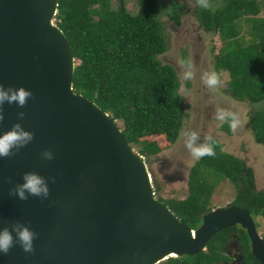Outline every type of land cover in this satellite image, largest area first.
<instances>
[{"label": "water", "instance_id": "water-1", "mask_svg": "<svg viewBox=\"0 0 264 264\" xmlns=\"http://www.w3.org/2000/svg\"><path fill=\"white\" fill-rule=\"evenodd\" d=\"M57 5L0 0V84L23 86L34 97L24 108L3 105L0 133L19 122L34 139L16 155L0 157V227L20 221L38 234L32 253L17 243L0 252V264H155L170 254L199 253L215 233L236 224L264 264V240L245 208L211 209L193 230L154 197L143 156L107 112L73 90L76 62L53 22ZM44 149L53 160L41 159ZM27 171L46 178L48 198L9 196Z\"/></svg>", "mask_w": 264, "mask_h": 264}, {"label": "trees", "instance_id": "trees-1", "mask_svg": "<svg viewBox=\"0 0 264 264\" xmlns=\"http://www.w3.org/2000/svg\"><path fill=\"white\" fill-rule=\"evenodd\" d=\"M118 1V8L113 9L110 0H58L55 23L69 40L75 57L73 90L95 102L112 119L124 121L123 135L132 147L141 143L137 151L147 161L160 151V146L154 141H141L142 138L159 135L172 144L179 137L184 114L177 93L179 81L173 66L158 59L167 49L159 17L160 1L138 0L135 14L125 8L124 0ZM170 6L171 17L178 23L182 5L172 2ZM262 11L264 0H223L208 9L197 4L195 7L201 28L223 40L213 60L217 70L228 73L225 91L253 106L249 126L255 140L264 146ZM222 128L231 132L226 122ZM213 139L215 156L196 160L189 170L188 194L182 199L157 195L156 199L196 229L201 214L211 210L215 185L228 179L236 187L233 204L245 208L258 225L257 217L264 216V190L256 191L252 169L238 157L222 153V143ZM240 231L239 241L251 256L249 237L245 230ZM228 239L229 229L221 230L199 253L168 257L164 264H214L226 258L223 251Z\"/></svg>", "mask_w": 264, "mask_h": 264}, {"label": "rangeland", "instance_id": "rangeland-1", "mask_svg": "<svg viewBox=\"0 0 264 264\" xmlns=\"http://www.w3.org/2000/svg\"><path fill=\"white\" fill-rule=\"evenodd\" d=\"M125 8L135 14L139 8L138 0H124ZM159 17L163 23V33L167 49L158 55L162 63L173 66L179 81L177 93L183 106V122L178 139L169 144L162 136H148L141 139L154 141L160 146L157 154L147 159V168L151 176L155 197L163 199H182L188 194L187 180L191 166L196 159L192 158L185 148L182 133L187 130H195L200 134L201 142L206 135H211L222 143V153L232 154L241 159L244 164L252 169L254 176V189L264 190V146L257 142L249 126V113L253 106L246 101L238 100L225 91V83L228 73L217 70L214 66V53L218 52L223 42L216 33L206 32L199 25L195 16L196 0H159ZM178 2L182 5V11L176 23L171 17V3ZM223 0L212 1L211 7L219 5ZM113 9L118 8V0H110ZM264 16V12L260 13ZM56 19H53L55 23ZM244 41H247L246 25L242 24ZM189 61L194 66L195 78L185 80L177 65V60ZM215 71L221 80V86L216 89H208L200 79L203 71ZM256 106V105H255ZM225 107L239 115L240 124L235 131L228 133L222 128L225 122L215 118V109ZM122 130L126 124L121 119L115 120ZM227 123V122H226ZM229 125V124H228ZM141 143L133 146V149L141 148ZM236 187L228 179L217 182L210 197L209 207H226L233 204ZM257 229L264 236V216L257 217ZM230 234V233H229ZM175 257V255H174ZM166 259V258H165ZM160 260L155 264H164ZM219 264V263H218Z\"/></svg>", "mask_w": 264, "mask_h": 264}, {"label": "clouds", "instance_id": "clouds-1", "mask_svg": "<svg viewBox=\"0 0 264 264\" xmlns=\"http://www.w3.org/2000/svg\"><path fill=\"white\" fill-rule=\"evenodd\" d=\"M196 3L199 7L204 9L211 7L210 0H196ZM177 65L181 70V74L185 80H191L195 78L194 66L191 62L178 59ZM200 79L201 82L210 90L221 86L220 77L215 71H203L200 75ZM31 98H34L33 93L31 90H28L23 86L18 88L9 86L5 88L3 84H0V122H3L4 120L3 105L5 103L9 105L16 104L19 108H24ZM108 115L110 116L109 113ZM25 117L26 113L24 111L17 113L18 120H23ZM215 118L220 122H227L232 131H235L240 124L239 115L225 107H217L215 109ZM33 139V132L25 130L19 122L14 123L9 130L0 133V157L6 158L16 155V153L19 152L21 148L27 146ZM182 139L185 148L188 150L191 157L196 160H199L204 156H215L216 154L214 150L215 141L211 135H206L203 142H201L200 134L197 131L187 129L182 133ZM40 156L41 159L46 161H51L54 159V154L49 149H44ZM143 160L145 161L144 156ZM149 177L151 181L150 173ZM22 181V183H16L14 187L9 189V196H14L21 201H27L29 196L40 197L44 199L49 197L50 190L48 181L45 177L41 176L37 172H24L22 175ZM9 182L11 183L10 178ZM13 233H15V237L13 236ZM258 234L260 238L264 240L259 232ZM37 238L38 234L26 223L15 221L11 223L10 226L0 227V252L8 254L14 245L18 243L24 252L32 253L34 251L33 242ZM168 257H174V255H169Z\"/></svg>", "mask_w": 264, "mask_h": 264}, {"label": "flooded vegetation", "instance_id": "flooded-vegetation-1", "mask_svg": "<svg viewBox=\"0 0 264 264\" xmlns=\"http://www.w3.org/2000/svg\"><path fill=\"white\" fill-rule=\"evenodd\" d=\"M198 21V20H197ZM206 213V212H205ZM204 214V213H203ZM201 214V216L203 215ZM201 224V223H200ZM257 227V224H256ZM242 227L238 224L226 228L229 229V239L224 245V254L226 255L225 259L219 260L215 262L214 264H260L259 261L252 256H249L246 251V249L243 245V242L239 241V235H240V229ZM245 230L244 228H242ZM246 232V230H245ZM263 238V236H262ZM249 239V238H248ZM251 252V247H250V240L248 241V246H247ZM206 248V247H205ZM204 250V249H203ZM176 256H182V255H176Z\"/></svg>", "mask_w": 264, "mask_h": 264}, {"label": "bare ground", "instance_id": "bare-ground-1", "mask_svg": "<svg viewBox=\"0 0 264 264\" xmlns=\"http://www.w3.org/2000/svg\"><path fill=\"white\" fill-rule=\"evenodd\" d=\"M170 255H172V256H173V255H175V254H170Z\"/></svg>", "mask_w": 264, "mask_h": 264}]
</instances>
